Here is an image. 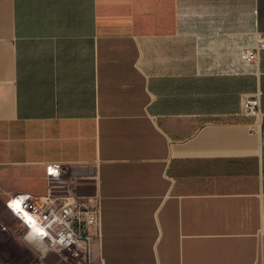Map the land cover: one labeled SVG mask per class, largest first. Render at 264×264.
<instances>
[{"label": "crops", "instance_id": "obj_1", "mask_svg": "<svg viewBox=\"0 0 264 264\" xmlns=\"http://www.w3.org/2000/svg\"><path fill=\"white\" fill-rule=\"evenodd\" d=\"M262 40L264 0H0V203L98 201L96 264H264Z\"/></svg>", "mask_w": 264, "mask_h": 264}, {"label": "built area", "instance_id": "obj_2", "mask_svg": "<svg viewBox=\"0 0 264 264\" xmlns=\"http://www.w3.org/2000/svg\"><path fill=\"white\" fill-rule=\"evenodd\" d=\"M262 49L264 40L255 48L242 51V57L252 60L259 56ZM242 112L258 120L262 113L261 94L246 95L243 99ZM60 171V164L47 167L50 177H56ZM14 202H19L20 211H14L16 206ZM10 204L14 206L9 207ZM7 205L9 210L25 223L28 231L53 252L67 258L72 257L80 264H96L93 243L101 218L98 201L82 200L71 193L59 194L50 189L42 196L13 195L8 199ZM20 212L29 215L31 221L24 219ZM36 226L39 229H36ZM101 264L107 263L102 261Z\"/></svg>", "mask_w": 264, "mask_h": 264}, {"label": "rangeland", "instance_id": "obj_3", "mask_svg": "<svg viewBox=\"0 0 264 264\" xmlns=\"http://www.w3.org/2000/svg\"><path fill=\"white\" fill-rule=\"evenodd\" d=\"M28 174L29 173L27 170H10L2 180L4 182L17 183L18 181L27 178ZM44 182L45 180L43 179V177H39L37 179V183L39 185L41 183L44 184ZM56 185H59V183H56ZM73 185L75 188L74 182ZM46 190H44L41 195L46 194ZM52 190L59 194L67 193V189L65 187L54 186ZM6 232L14 233L17 236H23L27 233V230L25 229V226L22 224V222L14 214L6 206L0 203V264H11V262L9 261V239H7L6 236H3L6 235ZM37 243L38 247L43 244L42 247L44 246L45 249L48 248L47 245L42 241H36V244ZM26 261V258L21 257V259L18 260L16 264H24ZM44 262H47L48 264H80L77 263L72 257L67 258L65 255H60L55 252H51L47 256H45Z\"/></svg>", "mask_w": 264, "mask_h": 264}, {"label": "bare ground", "instance_id": "obj_4", "mask_svg": "<svg viewBox=\"0 0 264 264\" xmlns=\"http://www.w3.org/2000/svg\"><path fill=\"white\" fill-rule=\"evenodd\" d=\"M14 206V205H13ZM18 211H20V210H18ZM22 215H23V217H24V219H26V220H28V221H31V217H29V215H27V214H24V213H22V212H20ZM29 218H30V220H29ZM36 229H39V227H35Z\"/></svg>", "mask_w": 264, "mask_h": 264}, {"label": "snow or ice", "instance_id": "obj_5", "mask_svg": "<svg viewBox=\"0 0 264 264\" xmlns=\"http://www.w3.org/2000/svg\"><path fill=\"white\" fill-rule=\"evenodd\" d=\"M50 171H51V170H50ZM14 203H15V205H16L15 208H14V211H15V210H19V209H20V204H19V202H14ZM12 206H13L12 204L9 205V207H12ZM29 220H30V218H29Z\"/></svg>", "mask_w": 264, "mask_h": 264}]
</instances>
